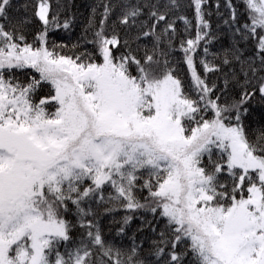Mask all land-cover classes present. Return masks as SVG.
I'll list each match as a JSON object with an SVG mask.
<instances>
[{
    "label": "snow or ice",
    "instance_id": "obj_1",
    "mask_svg": "<svg viewBox=\"0 0 264 264\" xmlns=\"http://www.w3.org/2000/svg\"><path fill=\"white\" fill-rule=\"evenodd\" d=\"M242 3L236 32L253 42L264 66V0ZM202 4L193 0L195 38L181 43L191 90L166 53L157 55L163 35L175 31L165 13L150 11L155 22H140L142 36L157 42L142 57L109 35L104 20L92 52L50 50L49 26L59 24L49 0L35 5L44 28L33 43L23 31L27 19L0 23V264H144L135 244L125 253L104 239L91 206L97 199L147 209L163 224L153 241L155 264L188 256V264H264V137L250 141L241 123L251 94L221 105L197 72L190 53L209 26ZM10 8L11 0H0V21L10 19ZM141 15L142 6L129 5L119 23L135 26ZM160 22L166 28L157 33ZM44 85L50 91L35 99ZM255 91L264 99V78ZM223 173L230 183L220 180ZM73 208L75 221L68 219ZM77 224L84 234L62 254Z\"/></svg>",
    "mask_w": 264,
    "mask_h": 264
},
{
    "label": "trees",
    "instance_id": "obj_2",
    "mask_svg": "<svg viewBox=\"0 0 264 264\" xmlns=\"http://www.w3.org/2000/svg\"><path fill=\"white\" fill-rule=\"evenodd\" d=\"M36 3L37 0H11L10 19L0 23L19 26V21L27 19L29 23L24 26L23 31L27 42L33 43L34 38L44 28L43 23L34 14ZM49 3L50 18L55 16L59 24V27L55 24L49 26V49L69 56L94 50L91 41L94 40L95 31L100 29L101 20H104L108 34H118L121 44L127 40L129 48L137 57L144 56L145 52L151 54L153 45L157 42L154 37L142 36L140 22L148 24L155 22L154 19L149 18L150 11L165 13L167 21L174 24L175 31L169 29L163 35L158 42L157 55L160 52L166 53L167 60L175 69V74L184 83L185 89L191 90V72L187 67L181 43L195 38L196 35L197 21L193 0H49ZM229 3L236 10V20L232 18ZM129 5L142 6V15L132 27L119 23L122 12ZM106 7L109 10L107 19H105ZM202 12L209 25L207 29H204L207 35L199 42L196 51L190 53L193 55L197 72L212 89V98L219 97L218 103L221 105L236 104L245 93L251 94L241 105V123L249 140L256 141L264 137V99L259 92L255 91L260 80L264 78V66L261 65L260 58L255 52L253 42L240 40L236 32V28L242 27L244 23L242 0H203ZM185 20L190 23L186 25ZM65 22L69 24L68 28L63 27ZM165 28L166 23L160 22L156 32H164ZM205 49H207L206 52ZM126 50L125 47H121V51ZM205 63L213 71H206ZM25 72L29 75L35 74L33 70H25ZM16 76L21 81L26 79L25 75L19 71L16 72ZM49 91V86L44 85L35 99L38 100ZM243 109L247 111L244 112ZM216 158L214 155L213 159ZM220 180L230 183L227 173H223ZM111 191L110 188L107 189L104 193L105 197ZM143 195H147L146 191ZM91 206L95 213V223L109 244L125 253L129 252L135 244L137 258L144 261V264H155L157 258L152 254L153 241L160 239L159 232L163 224L156 220L150 211L143 208L128 210L119 203L109 204L98 199L93 201ZM125 217H130L126 224ZM68 219L76 220L74 208L68 214ZM121 227L124 229L123 232L120 231ZM153 228H156V231H153ZM84 231L77 224L71 232L72 239L59 248L60 252L63 254L75 248ZM190 259V256L185 257L182 264H188Z\"/></svg>",
    "mask_w": 264,
    "mask_h": 264
}]
</instances>
